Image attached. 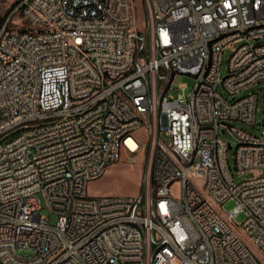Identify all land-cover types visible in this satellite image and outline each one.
<instances>
[{
  "label": "built area",
  "instance_id": "obj_1",
  "mask_svg": "<svg viewBox=\"0 0 264 264\" xmlns=\"http://www.w3.org/2000/svg\"><path fill=\"white\" fill-rule=\"evenodd\" d=\"M4 1L0 264H264V127L232 123L257 125L259 92L219 89L264 83V0H142V29L134 0ZM179 74L188 94L173 93ZM234 146L254 173L241 182ZM123 151L143 159L139 192L90 195Z\"/></svg>",
  "mask_w": 264,
  "mask_h": 264
},
{
  "label": "rangeland",
  "instance_id": "obj_2",
  "mask_svg": "<svg viewBox=\"0 0 264 264\" xmlns=\"http://www.w3.org/2000/svg\"><path fill=\"white\" fill-rule=\"evenodd\" d=\"M9 9V5L0 4V20L5 17ZM134 24L136 28L142 29L145 25V11L142 0H134ZM264 42V37L260 40ZM231 54V49H228L223 54V66L222 72L226 74L228 71V59ZM194 77L188 74H179L175 77L172 88L173 93L175 95L180 93H186L192 91L194 85ZM182 83L187 84L185 89L181 88L180 85ZM220 91L225 94L229 99H236L244 96L250 91H258L259 92V100L257 111V125H251L241 121H233L232 123L241 126L247 131L257 134L264 127V123L262 119H264V83H258L247 90H244L238 93L236 96H231L229 93L225 92L223 86H220ZM223 136L232 140L230 135L227 133H223ZM127 153L125 151L121 154V161L112 164L107 172L100 178L94 179L90 181L88 190L90 195L93 196H107V195H136L139 192V185L141 180V172H142V163L143 159L140 157L139 162L130 164L126 162ZM228 161L230 168L232 170V174L235 178V181L241 182L244 179L251 178L254 176L252 172H241L237 169L236 163V151L235 146L228 150ZM176 194H179V188H176ZM234 206V201L229 200L225 203L224 208L227 211H230ZM41 214L50 217V222L55 224L58 220V214L56 212L51 211V209L44 203V207L41 210ZM246 219V213L242 212L236 216V221L238 223L244 222ZM256 252V251H255ZM23 255H30L33 253L31 249H24L20 251Z\"/></svg>",
  "mask_w": 264,
  "mask_h": 264
},
{
  "label": "bare ground",
  "instance_id": "obj_3",
  "mask_svg": "<svg viewBox=\"0 0 264 264\" xmlns=\"http://www.w3.org/2000/svg\"><path fill=\"white\" fill-rule=\"evenodd\" d=\"M12 9V1H4ZM35 0H27V6H34ZM211 42H218V35H211ZM52 116H61V109H52ZM13 134H21V127H13ZM9 143V136H0V148ZM96 225H103V217H96ZM96 225L84 226L85 234L96 233ZM60 243H67V235H60ZM85 248H92V241H85Z\"/></svg>",
  "mask_w": 264,
  "mask_h": 264
}]
</instances>
